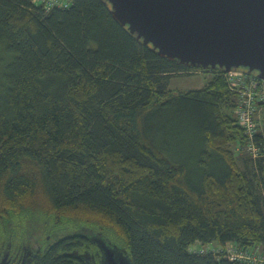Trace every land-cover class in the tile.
I'll use <instances>...</instances> for the list:
<instances>
[{
	"label": "trees",
	"instance_id": "16d2710c",
	"mask_svg": "<svg viewBox=\"0 0 264 264\" xmlns=\"http://www.w3.org/2000/svg\"><path fill=\"white\" fill-rule=\"evenodd\" d=\"M64 1L0 0V254L39 240L34 264H87L100 234L132 264H245L191 250L264 243V158L258 177L231 148L226 72L161 56L105 0ZM193 69L214 76L170 87Z\"/></svg>",
	"mask_w": 264,
	"mask_h": 264
},
{
	"label": "water",
	"instance_id": "95a60500",
	"mask_svg": "<svg viewBox=\"0 0 264 264\" xmlns=\"http://www.w3.org/2000/svg\"><path fill=\"white\" fill-rule=\"evenodd\" d=\"M114 18L144 45L170 60L264 79V0H105ZM91 238L101 264H132L125 249ZM26 262L37 247H29ZM87 254V253H86Z\"/></svg>",
	"mask_w": 264,
	"mask_h": 264
},
{
	"label": "rangeland",
	"instance_id": "374dc122",
	"mask_svg": "<svg viewBox=\"0 0 264 264\" xmlns=\"http://www.w3.org/2000/svg\"><path fill=\"white\" fill-rule=\"evenodd\" d=\"M187 74L188 75L173 77L170 83V87L175 91L200 88L206 85L214 76V73L212 71H204L200 69H193L191 73ZM239 85L240 84L230 86V83L228 82L230 90L236 95L237 104L238 102H240V97L243 94L241 91L242 87ZM257 103L258 105L254 114V119L256 122L255 134H259V132H261L263 133L264 137V103ZM235 108L232 112L234 116L236 114ZM181 141L188 143V141L192 142V139L190 136H183V139ZM261 141L263 142L261 143V145L263 146L260 145L258 148L253 147L248 142V136L246 135L245 144L240 145L237 143L231 145V148L236 152L237 161L242 169H245L247 163H249L253 171L258 174V177L260 176L259 162L264 158V140L261 139ZM22 235H24V233H21L20 236ZM191 250L195 252H224L226 254H230V258L236 257L238 259H241L243 262H245V264H264V243L262 242H255L248 247H243L236 242H230L226 246H221L218 242H212L209 244L197 242L191 246Z\"/></svg>",
	"mask_w": 264,
	"mask_h": 264
},
{
	"label": "built area",
	"instance_id": "2783aa9c",
	"mask_svg": "<svg viewBox=\"0 0 264 264\" xmlns=\"http://www.w3.org/2000/svg\"><path fill=\"white\" fill-rule=\"evenodd\" d=\"M34 2L43 4L46 9L53 6H68V2L64 0H34ZM226 79L230 86L240 84L242 87V96L238 102L235 111L237 124L240 125L245 134L248 136V142L253 147H259L255 143V127L256 122L254 114L259 103H264V79L256 74H249L246 72L232 71L226 73ZM236 258V257H235Z\"/></svg>",
	"mask_w": 264,
	"mask_h": 264
},
{
	"label": "flooded vegetation",
	"instance_id": "af4514ba",
	"mask_svg": "<svg viewBox=\"0 0 264 264\" xmlns=\"http://www.w3.org/2000/svg\"><path fill=\"white\" fill-rule=\"evenodd\" d=\"M47 240L50 241V238L48 237ZM39 245V248L36 251L33 252V255L31 257V262L27 263L26 262V256L29 253V247L32 246L30 245H26L25 244H16V245H12V243H10L9 246V242L6 244V248L3 250V252L0 254V264H34V260L35 258L38 256L39 252L44 249V251H46V249L49 247V242L45 244H43V242H40L39 240L36 242ZM36 245V244H35ZM32 254L29 253V255ZM84 255V259L81 258V261H85L87 264H101V257H97L95 255V253H89L88 254H83ZM86 255V256H85Z\"/></svg>",
	"mask_w": 264,
	"mask_h": 264
}]
</instances>
